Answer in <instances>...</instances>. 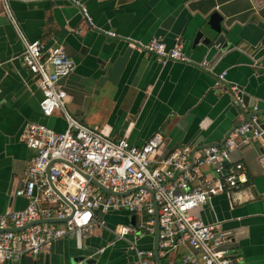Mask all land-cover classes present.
I'll use <instances>...</instances> for the list:
<instances>
[{
  "label": "crops",
  "instance_id": "obj_1",
  "mask_svg": "<svg viewBox=\"0 0 264 264\" xmlns=\"http://www.w3.org/2000/svg\"><path fill=\"white\" fill-rule=\"evenodd\" d=\"M83 2L94 23L83 30L81 12L66 0H12L11 7L30 42L62 46L75 61V72L61 79L60 85L68 95L69 111L86 126L113 139L127 138L135 146L160 132L165 139L157 157L161 161L185 145L201 149L222 144L236 127L255 113H264V0ZM213 14L221 16L229 30L226 49L214 43L209 47L193 44L198 32L209 29ZM154 39L169 46L183 40L189 62L163 65L133 49L119 81L100 84L105 66L131 43L148 44ZM23 51V43L0 10V216L28 205L26 199L15 196L33 156L20 140L25 126L36 123L59 132L66 129L61 117L43 115L42 91L23 62ZM204 61L212 71L201 66ZM224 72L230 84L239 86L244 107L235 105L231 93L216 88ZM258 141L262 140L240 144L231 152L230 165L245 166L247 185L214 196L199 211L206 224L219 225L218 237L230 234L223 248L235 264H264V157ZM202 174L217 179L214 166H203ZM103 218L108 229H96L82 247L76 238H68L56 242L48 254L5 264H74L80 257H92L95 264H135L127 242L111 230L126 224L139 229L148 218L125 210ZM136 242L140 248L154 250L156 235L143 233ZM187 254L195 251L186 243L160 258L163 264H183Z\"/></svg>",
  "mask_w": 264,
  "mask_h": 264
},
{
  "label": "built area",
  "instance_id": "obj_2",
  "mask_svg": "<svg viewBox=\"0 0 264 264\" xmlns=\"http://www.w3.org/2000/svg\"><path fill=\"white\" fill-rule=\"evenodd\" d=\"M11 1L0 0V10L24 45V64L42 91L41 111L46 117H61L66 129L59 132L47 125L31 123L22 131L20 140L33 156L15 196L26 199L28 205L0 216V264L38 258L50 253L56 242L68 238H76L82 247L96 229H108L105 214L121 210L148 220L139 229L126 224L111 232L127 242L135 264H157L155 251L140 248L136 242L143 233L155 235L156 207L160 257L171 255L187 243L195 254L184 255L183 264H235L223 248L229 236L218 237L219 225L206 224L199 211L214 196L247 185L249 180L242 163L230 165L226 174L224 163L230 161L231 152L240 144L263 139L264 114L255 113L250 122L236 127L222 144L198 149L193 161L191 145L176 149L158 161L165 145L160 132L142 146H135L127 138H110L72 115L60 81L75 71L74 60L62 46L30 42ZM73 2L80 5V0ZM82 12L91 23L85 7ZM108 34L117 37L115 32ZM131 47L145 58H155L163 64L189 62L182 42L168 47L164 41L154 39L148 44L131 43ZM201 66L212 71L208 61ZM225 76L224 72L218 78L224 80ZM231 90L240 102V89L232 86ZM205 165L214 166L217 179L203 176ZM54 219L66 221L46 222Z\"/></svg>",
  "mask_w": 264,
  "mask_h": 264
},
{
  "label": "water",
  "instance_id": "obj_3",
  "mask_svg": "<svg viewBox=\"0 0 264 264\" xmlns=\"http://www.w3.org/2000/svg\"><path fill=\"white\" fill-rule=\"evenodd\" d=\"M56 1H59V0H51V2H56ZM66 1H68L71 4H73L74 6H76L79 9V11L81 12V16H82V19H83V24H82V28H81L82 30L85 27H87V28H93L94 27V23H93L92 17H91V15L89 13V10H88L87 6L84 4L83 0H80V5L74 3L73 0H66ZM83 7H85L87 9L89 17L91 18V20H90L91 23L84 16V14L82 12ZM222 19L223 18L221 16H218L217 14H213L210 17V20H209V23H208L209 29L208 30L204 29V30H202V31L197 33V35H196V37L194 39V43H193L194 46H196L200 42H202L205 46L209 47L210 45H212L214 43V45L217 46L220 50L226 49L229 46V43H230V36H229L230 34H229V30L222 23ZM81 29L78 32L79 34L83 33ZM177 42H182L185 45L183 40H178ZM177 42H175V43H177ZM174 44L172 46H174ZM172 46L168 45V47H172ZM133 49L134 48H132V47L128 48L127 51L124 54L118 56V58L115 61L110 62L109 64H107L105 66V68H104L105 74L100 79V84L101 85L103 83H105V82H110L112 84H116L119 81L122 73L125 70V67H126L128 61H129V59H130V57H131V55L133 53ZM174 62H177V61H169L166 64L174 63ZM178 62H181V61H178ZM159 63H161V62H159ZM161 64H163V63H161ZM166 64H163V65H166ZM215 86L220 91H226V92L231 93L233 98H234L235 105L240 106V107H244V101H243V98L241 97L240 93H239V96L241 97V101L238 102L236 100V97L234 96L233 91L231 90V87L232 86H237V85L230 84L227 81V73H226V76H225L224 80H221V79L217 78ZM237 87L239 88V86H237ZM258 114L263 115L264 113H259L258 112ZM250 120H251V118H250ZM250 120L248 122H250ZM244 123H246V122H244ZM261 140L262 141H258L257 143H258V148H259L260 152L263 154V157H264V144L262 143V142H264V137ZM193 148H194V151H193L192 156H191V160L192 161H193L195 152L199 149L198 147H194V146H193ZM229 166H230V161H227V162L224 163V167H225L224 174H226L227 168ZM92 182L95 185L99 186L105 192H107L109 194H112L111 191L105 189L103 186H101L95 180H93ZM111 212H113V211H111ZM111 212H108L107 214H109ZM154 220H155V228H156V232H155L156 245H155V249H154L155 258H156L157 264H163V262H162V260H161V258L159 256V231H160V224H159V215H158V208L157 207H156V214H155ZM65 221L66 220H55L54 219V220H47L46 222L59 223V222H65ZM132 222H135V217H133V221ZM19 230L20 229H13V231H19ZM227 235L230 236V234H227ZM74 264H95V260L92 257L91 258L80 257V258L75 260Z\"/></svg>",
  "mask_w": 264,
  "mask_h": 264
},
{
  "label": "flooded vegetation",
  "instance_id": "obj_4",
  "mask_svg": "<svg viewBox=\"0 0 264 264\" xmlns=\"http://www.w3.org/2000/svg\"><path fill=\"white\" fill-rule=\"evenodd\" d=\"M74 62H75V61H74ZM75 64H76V63H75ZM75 70H76V69H75ZM74 72H75V71H74ZM74 72H73V73H74ZM70 75H71V74H70ZM70 75H69V76H70Z\"/></svg>",
  "mask_w": 264,
  "mask_h": 264
}]
</instances>
